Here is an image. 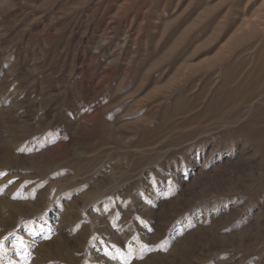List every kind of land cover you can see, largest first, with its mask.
<instances>
[{
	"label": "rangeland",
	"instance_id": "1",
	"mask_svg": "<svg viewBox=\"0 0 264 264\" xmlns=\"http://www.w3.org/2000/svg\"><path fill=\"white\" fill-rule=\"evenodd\" d=\"M0 264H264V0H0Z\"/></svg>",
	"mask_w": 264,
	"mask_h": 264
}]
</instances>
